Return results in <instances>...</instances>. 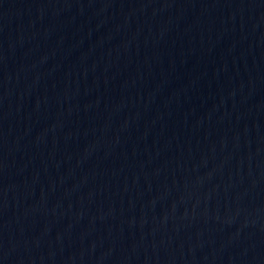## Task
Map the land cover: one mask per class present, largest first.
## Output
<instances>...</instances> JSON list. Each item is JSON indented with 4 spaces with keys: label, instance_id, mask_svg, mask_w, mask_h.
I'll use <instances>...</instances> for the list:
<instances>
[{
    "label": "water",
    "instance_id": "water-1",
    "mask_svg": "<svg viewBox=\"0 0 264 264\" xmlns=\"http://www.w3.org/2000/svg\"><path fill=\"white\" fill-rule=\"evenodd\" d=\"M0 264H264V0H0Z\"/></svg>",
    "mask_w": 264,
    "mask_h": 264
}]
</instances>
